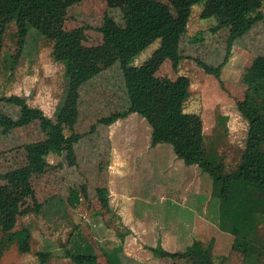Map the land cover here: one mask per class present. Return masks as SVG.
Segmentation results:
<instances>
[{
    "label": "rangeland",
    "instance_id": "374dc122",
    "mask_svg": "<svg viewBox=\"0 0 264 264\" xmlns=\"http://www.w3.org/2000/svg\"><path fill=\"white\" fill-rule=\"evenodd\" d=\"M204 7V2L192 7L182 48L186 55L216 66L226 54V17H204ZM106 12L120 23L129 15L124 8H110L105 0H83L69 9L65 27H90L84 43L99 46L102 35L98 28ZM3 34L0 95L25 96L30 105L41 107L52 117L65 80L63 65L52 57L51 43L40 36L30 37L19 61L10 69L9 59L17 47L15 23L11 22ZM197 35H201V41H194ZM263 45L264 20L234 43L222 69L223 84L194 60H184L175 70L162 56L160 40L133 64L148 65L157 76H169L188 88L185 109L191 115V125L202 128L209 143L222 134L218 147L233 166L245 147L249 127L237 102L245 97L250 67ZM126 104L118 63L83 86L75 131L85 136L75 146V166H70L63 156L52 154L45 158L43 147L50 136L38 121L9 131L0 129V184L4 183L1 173L23 164L28 156L43 155L46 160L44 165L34 166L33 194L21 207L16 221L15 230L24 226L30 230L28 247L21 251L11 246L0 264H41L39 252L46 253L45 264H73L64 251L70 245L71 234H80L102 264H110L107 252L115 247L120 249L114 254L117 264H189L186 252L196 239L205 245L215 239L216 262L227 257L224 264H244L247 255L264 264V225L247 228L238 237L221 231L218 200L211 194L212 178L197 165L186 164L170 144L153 145L152 128L144 117L133 113L111 126L100 124L91 131L100 118ZM0 108L14 115L18 112L13 106ZM219 114L229 118L226 131L217 125ZM73 188L84 190L76 207L68 201ZM99 189L109 191L110 209L103 206ZM52 200L56 201L53 206L49 204ZM36 206L40 211H35ZM159 245L164 251L161 255L152 249Z\"/></svg>",
    "mask_w": 264,
    "mask_h": 264
},
{
    "label": "trees",
    "instance_id": "16d2710c",
    "mask_svg": "<svg viewBox=\"0 0 264 264\" xmlns=\"http://www.w3.org/2000/svg\"><path fill=\"white\" fill-rule=\"evenodd\" d=\"M83 0H0V66L4 46V31L11 22L16 25V53L10 56L14 65L19 61L30 37H43L52 45V57L64 67L65 88L53 116L45 114L39 106H32L25 96L0 95V106H13L16 115L0 108V129L13 130L38 121L50 136L43 147V155L63 156L70 166L77 164L76 144L85 136L75 131L80 117L81 90L103 70L119 64L124 78L125 108L116 110L98 120L97 125L111 126L133 113L144 117L152 128V144L167 143L175 154L188 165H197L203 174L212 178V196L218 200V227L234 237L244 234L247 228L264 225V45L261 54L253 60L245 97L237 108L248 122V135L240 159L233 166L226 161L218 143L223 136L208 142L202 128L191 125V115L185 106L189 90L169 76L159 77L148 65H134L133 61L155 41L160 40L162 56L178 70L186 60H194L207 74L214 75L221 84L222 69L229 61L234 43L243 38L257 23L264 20V0H105L110 8H124L128 12L125 22L106 12L98 28L102 43L89 46L86 30L81 26L65 27L69 9ZM204 2V17H226L228 37L226 54L222 62L212 65L185 54L182 42L188 31L189 16L195 4ZM217 29L219 27H216ZM215 28V29H216ZM214 28H212L213 30ZM197 35L194 41H201ZM228 116L219 114L217 125L227 128ZM70 131V134L66 133ZM43 155L28 156L25 162L1 173L0 184V260L5 251L16 245L21 251L28 247L30 230H15L21 207L33 194L34 166L46 163ZM84 191V190H83ZM82 190L70 191L69 204L76 207ZM103 206L110 209L109 191L99 189ZM56 201H50L53 206ZM64 204V201L57 200ZM40 211V206L35 207ZM215 239L207 245L194 240L186 252L189 264H224L227 257L216 262L213 256ZM65 254L73 264H102L89 243L80 234H71ZM161 255L159 245L152 248ZM115 247L109 250L108 261L117 264ZM45 264V252H39ZM244 264H259L255 258L244 257Z\"/></svg>",
    "mask_w": 264,
    "mask_h": 264
}]
</instances>
